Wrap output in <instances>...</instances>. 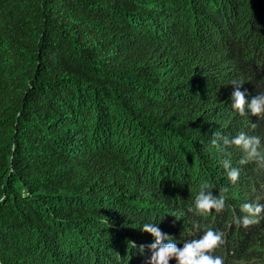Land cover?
Returning <instances> with one entry per match:
<instances>
[{"label": "trees", "instance_id": "obj_1", "mask_svg": "<svg viewBox=\"0 0 264 264\" xmlns=\"http://www.w3.org/2000/svg\"><path fill=\"white\" fill-rule=\"evenodd\" d=\"M232 80L264 94V0H0V264H149L144 223L264 264V213L235 222L264 204V165L212 143L244 132L264 154ZM202 181L222 212L196 214Z\"/></svg>", "mask_w": 264, "mask_h": 264}, {"label": "clouds", "instance_id": "obj_2", "mask_svg": "<svg viewBox=\"0 0 264 264\" xmlns=\"http://www.w3.org/2000/svg\"><path fill=\"white\" fill-rule=\"evenodd\" d=\"M243 82L232 80L234 86L232 92V108L240 115L246 116L249 111L253 116H264V94H260L251 99H246L245 92L240 90ZM227 149L235 146L243 153L239 160V165L243 166L250 162H257L264 165V154L260 151L261 139L259 136H250L244 132L238 133L234 137L220 135L218 132L212 140L214 145ZM222 166L225 170L227 179L235 184L240 177L241 168L233 166L231 159H224ZM227 188L222 192L226 193ZM227 197L223 194L214 196L212 194V185L207 181H202L199 185V192L195 197V211L197 215H207L212 210L220 213L224 210ZM242 217L236 219V223L244 228L258 224L264 213V204L244 203L241 205ZM199 228L198 223L194 224ZM142 230L154 237V242L149 245H140L139 252L144 253L145 248L151 252L149 264H170L175 260L176 264H224V258L213 255L215 250L225 243L224 233L211 228L204 230L198 238L185 240L182 247H178L171 236L164 234L158 224L144 223ZM167 241V243H165ZM136 247L134 242H130Z\"/></svg>", "mask_w": 264, "mask_h": 264}, {"label": "rangeland", "instance_id": "obj_3", "mask_svg": "<svg viewBox=\"0 0 264 264\" xmlns=\"http://www.w3.org/2000/svg\"><path fill=\"white\" fill-rule=\"evenodd\" d=\"M260 258H264V245L259 249Z\"/></svg>", "mask_w": 264, "mask_h": 264}]
</instances>
